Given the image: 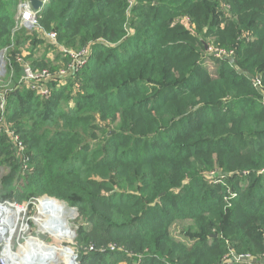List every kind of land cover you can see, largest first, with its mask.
<instances>
[{"label": "trees", "instance_id": "16d2710c", "mask_svg": "<svg viewBox=\"0 0 264 264\" xmlns=\"http://www.w3.org/2000/svg\"><path fill=\"white\" fill-rule=\"evenodd\" d=\"M23 1L0 0V118L24 145L0 133V200L75 207L80 264H264V0H47L44 50ZM24 65L70 75L41 97Z\"/></svg>", "mask_w": 264, "mask_h": 264}, {"label": "rangeland", "instance_id": "374dc122", "mask_svg": "<svg viewBox=\"0 0 264 264\" xmlns=\"http://www.w3.org/2000/svg\"><path fill=\"white\" fill-rule=\"evenodd\" d=\"M22 3L24 4L26 3V1H23ZM16 19L17 20H16L15 29L16 30L23 29L26 34L34 37V39L36 40H39L41 43L38 44L37 46L38 49L44 50L43 45H47V44L53 45L54 44V42L52 41V38L50 37V34L45 33L44 30L41 29L37 21V16L34 18V21L27 20L26 22H23L20 17V10L17 9ZM210 52L213 53L214 50H210ZM47 56L51 57L53 55L51 52H48ZM4 59H5L4 62L7 65L6 55ZM82 60H83V56L80 57L77 55L76 61L81 62ZM6 65H4L5 67L0 68V75H1L0 76V92L2 93H5L4 91L8 89V85L4 82L5 76H6V70H7ZM206 65L208 66V69L210 71H213V66H212L213 64L211 62H207ZM49 71L53 74L56 73L55 71H51V70ZM69 75L70 74L68 73L64 74V78H58V81H60L61 83H64V80ZM41 86H42V82H41ZM9 135L10 134H8L7 136ZM8 172L9 170L7 168L0 167V187L2 184L3 178L9 175ZM208 178L212 179L213 176H209ZM48 198H46V196H43L41 198L31 197L27 200H24L22 204L10 200L8 203L12 204L13 206H6V209L9 211L10 210L11 211H21L18 213L20 214L19 216L21 217V219L24 220V224L22 228L20 229V231L24 236L34 237V232L39 230V228L41 232L46 234V240L44 243H46L47 246H49L50 250H48L45 246H43L44 247L43 250L47 249V251L43 252V255H46V256L50 255L51 259L49 258L48 260L49 264H80L81 259L78 256L79 251L76 250V246H75L76 238H77V231H78L77 209L75 207L67 205L63 201H60V202L53 201L52 198L51 199H48ZM54 204L60 207V215L58 214V217L55 216L56 215L55 210L51 207V205H54ZM57 218H58V221L61 222V224H58ZM50 221L53 223V225H50L51 224ZM54 227L56 228V231L54 230L55 229ZM4 240L6 242L1 241L2 243L0 245V249H2V247L4 246L5 247L11 246V244L15 242V236L6 235L4 237ZM22 257L24 258V256Z\"/></svg>", "mask_w": 264, "mask_h": 264}, {"label": "built area", "instance_id": "2783aa9c", "mask_svg": "<svg viewBox=\"0 0 264 264\" xmlns=\"http://www.w3.org/2000/svg\"><path fill=\"white\" fill-rule=\"evenodd\" d=\"M44 3H42V6ZM18 9L20 10V17L23 22H26L27 20L34 21V18L37 16L38 12H35L31 9L29 2L26 1V3H20ZM35 24V22H34ZM50 37L52 38V41L55 44V38L56 34L51 33ZM5 50L0 51V68L5 67L6 63L4 62L5 59ZM66 55H69L71 58V62L68 66L71 70H79L81 69L85 63H86V56L88 55V51L84 49L80 53H73L70 50L64 51ZM221 52H217V55H219ZM77 55L82 57L83 60L81 62L76 61ZM20 62V59L17 60ZM84 61V63H83ZM77 63V64H76ZM38 73V74H36ZM35 74V75H34ZM64 74H66L64 71H61L59 75L56 74L58 78H64ZM1 76V75H0ZM55 75H52L48 70H42L40 72H33L31 68L28 65H24L23 69V82L27 86V88L35 93H37L41 97L48 96L49 90L46 88V82L53 79ZM55 76V77H56ZM42 82V86H41ZM5 93L0 92V108L3 109L5 104ZM4 132L6 135L10 134L9 137L14 143V147L17 150L18 153H21L24 150V146L22 145L21 141L19 140L18 136H14L13 133L5 126L4 119L0 118V133ZM19 140V142H18ZM18 147H17V145ZM10 200H0V238L1 241L6 242L4 240V237L7 236H15V242L11 244V246L2 247L0 249V255L4 256V258L0 257V263L4 264L6 261H9L10 256H16L19 253V249L27 248L30 250V252H36L35 248L32 245V239H36L32 236H24L20 229L22 228L24 224V220L21 219L19 216L20 214L18 212L21 211H9L6 209V206H13L12 204L8 203ZM19 208V207H18ZM37 240V239H36ZM0 241V245L1 242ZM5 255L7 257L5 258ZM246 256H238L235 257L234 260L236 262H242ZM3 261V262H2ZM15 263V261H13ZM7 264V263H5ZM12 264V262H11Z\"/></svg>", "mask_w": 264, "mask_h": 264}, {"label": "bare ground", "instance_id": "6f19581e", "mask_svg": "<svg viewBox=\"0 0 264 264\" xmlns=\"http://www.w3.org/2000/svg\"><path fill=\"white\" fill-rule=\"evenodd\" d=\"M40 1L42 3H45L47 0H40ZM51 207L55 210V213H56L55 216L58 217V214L60 215V207L57 206L56 204L51 205ZM0 215H1V213H0ZM57 222H58V224H61V222L58 221V218H57ZM50 225H53V223L51 222ZM41 229H43V228H41ZM54 230L56 231V228ZM39 231H41L40 228H39ZM36 239H34V238L32 239V245L35 247L33 249H35L36 252H34V251L30 252V250L27 248L19 249L18 255L10 256L9 261H6L5 263L11 264V262H12V264H49L48 260H49V258L51 259L50 255H48V256L43 255V252L47 251V249L50 250L49 246H47L46 243H44L38 239L36 240ZM0 241H1V238H0ZM43 246H45L47 249L43 250V248H44ZM22 256H24V258ZM0 257L4 258V256H2V255H0ZM6 257H7V255H5V258ZM13 261H15V263Z\"/></svg>", "mask_w": 264, "mask_h": 264}, {"label": "water", "instance_id": "95a60500", "mask_svg": "<svg viewBox=\"0 0 264 264\" xmlns=\"http://www.w3.org/2000/svg\"><path fill=\"white\" fill-rule=\"evenodd\" d=\"M28 2L30 4L31 9L35 12L39 13L41 8L43 7L42 2L40 0H29ZM34 237L42 242H45L46 240V234L39 230L34 232Z\"/></svg>", "mask_w": 264, "mask_h": 264}]
</instances>
